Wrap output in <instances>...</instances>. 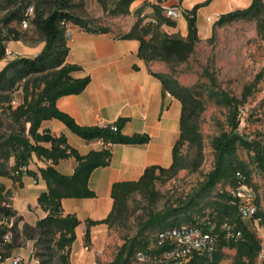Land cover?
I'll return each mask as SVG.
<instances>
[{"label":"rangeland","instance_id":"1","mask_svg":"<svg viewBox=\"0 0 264 264\" xmlns=\"http://www.w3.org/2000/svg\"><path fill=\"white\" fill-rule=\"evenodd\" d=\"M204 1L70 0L68 10L83 18L88 28L109 29L119 36L126 33L137 19L142 22L169 19L175 24H161L158 27L160 35L168 33L185 37L186 30L181 35L178 20L184 18V12L195 3ZM260 2V10L255 15L224 22L219 21L220 15L227 12L222 1L203 3L195 12L197 36L191 51L150 60L151 68L190 89L196 101L195 126L200 149L198 143H183L178 148L184 163L182 168L168 177L165 172L156 169L159 178L154 181L151 192H133L123 200L119 212L104 223L103 245L94 250L97 264H107L123 242H126V248L132 246L129 257L132 264H140L138 251L144 247V242L150 245L151 234L158 227L187 224L206 216L217 217V203L224 201L222 192L231 189L232 181H218L212 187L206 186L207 174L215 163L213 139L223 131H230L236 119L237 133L252 141V146L238 145L235 159L255 187L259 211L264 212V166L260 165L255 155L256 147L264 150V0ZM162 4H177L182 9L181 14L175 18L167 16ZM21 5H31L33 9L39 6L47 12L55 7V0H0L2 42L18 55L32 56L44 45L39 31L30 22L23 26L18 19L5 21V17ZM9 59L6 56L0 58V69ZM42 78V74L34 73L16 81L10 90L11 108L24 96L29 98L34 95L43 86ZM246 86H250V93L239 103L237 113L221 101L222 93L240 99ZM6 105L7 102H0V134L21 131L23 126L26 133L29 123L24 118H12ZM177 136L176 133L175 138ZM13 161L12 152L8 157L0 156L3 169H10ZM22 186L23 183L10 174H0V206L11 210L12 244L28 259L29 264H62L56 254L50 259L44 255L43 263L38 254L39 248L34 245L35 238L25 237L24 225L33 224V221L20 213L31 212L27 214L31 217L37 214V209L21 197L18 190ZM167 212L170 214L163 221L145 226L151 216ZM243 221L264 246V233L256 228L251 219L244 217ZM78 245L77 238L71 251H76ZM234 254L233 247H222L217 264H232ZM68 260L70 262V252ZM255 264H264V252L261 256L258 254Z\"/></svg>","mask_w":264,"mask_h":264},{"label":"trees","instance_id":"2","mask_svg":"<svg viewBox=\"0 0 264 264\" xmlns=\"http://www.w3.org/2000/svg\"><path fill=\"white\" fill-rule=\"evenodd\" d=\"M207 1L209 0L195 3L184 12L186 20L185 37L168 33L160 35L158 27L161 24H175L174 21L169 19L157 20L156 22L152 20L142 22L141 19H137L130 29L121 36L136 38L139 41L138 56L146 62H150V60L157 57L161 58V56H171L179 53L184 55V53L191 51L196 40V9ZM69 2L70 0H55V7L47 12L39 9V6L34 8L32 15L28 17V22L32 23L42 35L44 40L42 49L32 56L17 54L15 57L10 58L0 69L1 104L7 102L5 108L10 110L12 118L15 120L24 118L29 123L26 133L25 126H23L21 131H11L6 135L0 134V156L8 157L11 152L14 156L10 169L1 168L0 162V174H10L15 179H19L22 173L18 171V167L28 164L32 153L49 161L47 165L39 168V175L45 180L46 188L38 193L36 199L37 204L44 211V215L39 217L33 224H25L23 229L26 238H35L34 245L39 248L38 254L41 256L43 263L45 262L44 255L50 259L56 254L62 264H70L68 255L75 239V227L79 224V219L73 213L63 212L62 198L91 197L94 195V191L88 185V177L94 168L109 164L112 155L109 144H142L149 139L148 134L145 132L123 133L121 128L127 117L120 116L115 121L102 125H81L56 106L55 102L59 96L78 93L89 81L88 75L72 76L71 72L77 70L79 66L65 61L68 50L65 30L68 23L88 30L91 29L87 27L83 18L68 10ZM260 5V0H251L245 7L235 8L223 13L220 15L219 21L224 22L251 17L260 10ZM27 6L29 5H21L11 11L5 17V21L18 19L21 23L23 18H27L25 14ZM100 30L106 31L107 29ZM2 39L3 37H0V58L4 56V48L6 47ZM150 72L161 81L164 91H168L180 102L179 134L172 146L171 161L166 167L159 164L146 166L135 179L113 182L111 186V209L101 219H88L86 221L85 242L89 241V225L108 222L112 216L119 212L123 200L128 195L133 192H151L153 190V183L159 178V175L155 172L156 169L165 172L168 177L184 166L182 157L178 152L180 145L185 142L198 143L200 149L195 126L196 101L191 96L190 89L180 85L175 79L164 73ZM34 73L43 75V86L31 97L24 96L20 103L11 108L10 90L13 85L16 81ZM249 93L250 86H246L241 91L240 99L228 93H222L220 97L222 102L229 105L237 113L239 103L244 101ZM50 118L61 120L72 133L85 140L98 138L108 145L100 149H90L85 153H80L67 142L63 133H50L48 129L42 126L43 122ZM111 124L116 125L115 130L111 127ZM237 126L238 120L236 119L232 123L230 131H223L214 137L215 163L214 167L208 172L205 183L206 186L212 187L218 181H232L231 189L222 192L225 197L224 201L217 203V217L213 218L217 223L223 220L234 223L242 230V237L238 241L227 240L220 233L216 241L213 264H217L220 249L224 246L235 249L232 264H255V259L261 247L254 232L243 221L246 216L237 204V199L231 193V190L237 184L235 173L236 171H242V166L235 159L236 149L238 145L252 146V141L237 133ZM44 143H48V146ZM255 155L260 165L264 166V150L256 147ZM68 157H73L76 162L72 172H60L55 164L60 159ZM242 172L244 173V171ZM25 173L33 177L37 176L30 169H27ZM247 180L249 181L248 178ZM0 210L6 214H11L9 207L0 206ZM168 214L170 212L151 216L146 221L145 226L163 221ZM257 216L260 217L261 223H264V212L261 213L259 208ZM163 227L167 226H160L152 232L150 245L147 246V243L144 242V247L138 253L145 254L148 257L164 249L163 246L157 244L155 238L156 230ZM126 247V242H123L107 264H132L129 258L132 253V246ZM199 258V254L193 253L185 264H198Z\"/></svg>","mask_w":264,"mask_h":264},{"label":"crops","instance_id":"3","mask_svg":"<svg viewBox=\"0 0 264 264\" xmlns=\"http://www.w3.org/2000/svg\"><path fill=\"white\" fill-rule=\"evenodd\" d=\"M212 1V0H211ZM227 11L247 6L251 0H220ZM185 21V26H184ZM180 32L186 30V20H178ZM129 26L128 30L130 29ZM68 50L65 61L77 64L79 68L71 72L74 77L89 76L84 88L73 94L61 95L56 106L69 114L81 125L106 124L118 117H127L121 131L123 133L145 132L149 139L142 144H109L112 155L109 164L94 168L88 185L94 191L91 197L62 198L63 212L73 213L79 224L75 227L78 249L71 251V264H97L94 250H99L104 242V223L88 227L89 241H84L86 221L105 217L111 209V186L113 182L137 178L146 166L167 165L171 161L170 149L176 140L180 115V102L168 91H164L161 81L150 71V63L138 56L139 41L115 35L111 30L86 29L77 25H67ZM50 133H63L67 142L80 153L90 149H100L108 144L102 139L85 140L72 133L65 124L50 118L43 122ZM178 137V136H177ZM175 138V140H174ZM48 146V143H44ZM49 163L43 157L32 153L28 169L37 176L22 173L19 180L23 186L18 192L28 203L33 204L37 214H20L33 223L44 211L37 204L38 193L46 188V182L39 175V168ZM76 162L73 157L60 159L55 167L63 173H71ZM73 241V242H74ZM73 244V243H72Z\"/></svg>","mask_w":264,"mask_h":264},{"label":"built area","instance_id":"4","mask_svg":"<svg viewBox=\"0 0 264 264\" xmlns=\"http://www.w3.org/2000/svg\"><path fill=\"white\" fill-rule=\"evenodd\" d=\"M163 11L169 17L175 18L181 14V8L177 4H162ZM33 13V7L27 6L25 14L27 18L21 20L25 26L28 23V17ZM69 36V30H65ZM18 53L8 47L4 48V56L13 58ZM115 130L116 125L111 124ZM28 164L20 165L18 171L25 173ZM17 171V172H18ZM237 184L231 190L233 197L237 199V204L243 210L244 215L253 221L256 228L264 233V223H261L258 211V195L255 187L247 180L242 171L235 173ZM35 179V177H33ZM227 240L238 241L242 237V230L234 223L223 220L220 223L210 216L204 217L200 221H194L187 224H174L163 227L155 232V238L158 245L164 249L150 256L138 253L137 259L142 264H185L193 253L199 254L198 264H213L216 241L219 234ZM13 229L11 214H6L0 210V264H29L28 259L18 252L12 244ZM264 252V246L261 245L259 255ZM146 262V263H145Z\"/></svg>","mask_w":264,"mask_h":264}]
</instances>
